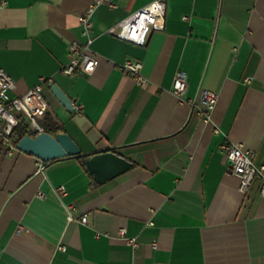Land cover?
Returning a JSON list of instances; mask_svg holds the SVG:
<instances>
[{
    "label": "crops",
    "instance_id": "crops-1",
    "mask_svg": "<svg viewBox=\"0 0 264 264\" xmlns=\"http://www.w3.org/2000/svg\"><path fill=\"white\" fill-rule=\"evenodd\" d=\"M92 1L7 0L0 67L13 97L51 78L74 112L47 86L48 116L83 154L113 149L132 168L98 185L75 157L38 171L35 157L0 145V264H264V198L257 183L238 190L220 150L241 143L264 165V0H165L164 30L144 46L107 30L153 0H104L91 18L97 68L64 75ZM127 60L141 62L145 85L121 72ZM202 90L218 94L209 124L196 114Z\"/></svg>",
    "mask_w": 264,
    "mask_h": 264
},
{
    "label": "built area",
    "instance_id": "built-area-1",
    "mask_svg": "<svg viewBox=\"0 0 264 264\" xmlns=\"http://www.w3.org/2000/svg\"><path fill=\"white\" fill-rule=\"evenodd\" d=\"M104 0H93L84 13L79 17L81 34L85 38L83 44L72 41L68 46V63L62 68L61 73L74 76L78 73L91 74L98 66L99 60L91 45L92 14L95 8ZM7 0H0V9L6 6ZM112 7V4H109ZM166 1L153 0L130 16L109 27L107 33L120 40L136 46H144L152 32L164 30ZM186 20V17H183ZM121 72L133 79L136 85L143 86L147 83L142 76V64L139 61L127 60L119 66ZM249 82L250 78H245ZM51 78H40L38 83L28 89L24 94L13 97L11 92L15 88L14 80L0 67V145L6 153L11 154L16 149V141L12 137V130L20 120H25L31 134L43 132L41 122L49 113V106L43 96V89L52 85ZM188 87L187 75L183 71H176L172 80L171 93L178 100L182 99ZM218 100V94L202 90L199 95L196 114L203 123L211 122V115ZM213 132H217L215 128ZM220 150L225 154L227 169L231 175L238 179V190L246 194L252 184H258V193L264 198V165H255L252 151L245 149L241 143L226 142L220 145ZM44 163L37 159L36 169L43 170ZM58 195L65 194V188L60 186L55 189ZM39 197H43L38 193ZM68 219H72L68 215ZM82 224H87V215L80 219ZM118 235L128 245L135 248L137 243L133 238L126 237L125 229H119ZM98 236V235H97ZM155 246V244H153ZM58 250L63 247L58 245Z\"/></svg>",
    "mask_w": 264,
    "mask_h": 264
},
{
    "label": "water",
    "instance_id": "water-1",
    "mask_svg": "<svg viewBox=\"0 0 264 264\" xmlns=\"http://www.w3.org/2000/svg\"><path fill=\"white\" fill-rule=\"evenodd\" d=\"M49 90L68 113L74 112L73 101L57 85H50ZM16 149L43 163L85 155V167L98 185L113 180L132 168L130 161L112 149L83 154L74 140L64 132L55 135L45 132L25 135L16 141Z\"/></svg>",
    "mask_w": 264,
    "mask_h": 264
},
{
    "label": "trees",
    "instance_id": "trees-1",
    "mask_svg": "<svg viewBox=\"0 0 264 264\" xmlns=\"http://www.w3.org/2000/svg\"><path fill=\"white\" fill-rule=\"evenodd\" d=\"M41 126H42L43 132L48 133L50 135H55L57 133L63 132V128L60 125L56 124L53 121V119L50 118L49 116H46L44 118V120L41 122ZM25 135H32V134L28 130L26 121L20 120L18 125L12 130V137L18 140ZM75 158L80 162L82 168L86 171V173L92 178V176L88 173L85 167V164H84L85 155H81ZM47 164L48 163H44V165H47Z\"/></svg>",
    "mask_w": 264,
    "mask_h": 264
}]
</instances>
